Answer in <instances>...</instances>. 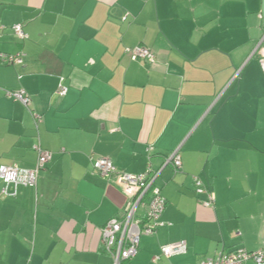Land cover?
<instances>
[{"label":"crops","instance_id":"1","mask_svg":"<svg viewBox=\"0 0 264 264\" xmlns=\"http://www.w3.org/2000/svg\"><path fill=\"white\" fill-rule=\"evenodd\" d=\"M0 23V52L24 54L0 64V164L33 167L37 143L52 153L35 187L9 184L2 197L0 183V264H113L100 229L130 199L92 171L99 156L131 174L151 165L166 201L162 224L121 264L264 249V0H0ZM136 45L154 61L132 60ZM19 88L37 127L5 96ZM175 149L177 172L166 163ZM192 175L213 207L200 205ZM180 240L184 254L152 261Z\"/></svg>","mask_w":264,"mask_h":264},{"label":"built area","instance_id":"2","mask_svg":"<svg viewBox=\"0 0 264 264\" xmlns=\"http://www.w3.org/2000/svg\"><path fill=\"white\" fill-rule=\"evenodd\" d=\"M125 19V17H123ZM6 29V26L0 23V34ZM11 31L19 38L25 39L27 34L24 32L21 24L10 26ZM127 52L132 60L142 59L153 62L155 55L146 47L136 45L128 48ZM24 54L21 51L16 53L0 52V64H22ZM259 64L264 71V56L259 57ZM67 86L61 80L56 89L59 96H64ZM5 96L20 102L29 110L35 126L37 127L41 117L38 113L30 109L31 97L23 89L5 90ZM37 152V160L33 167H21L17 164H0V183L1 195H9L7 186L23 185L26 187H35L41 170L50 161L52 153L40 147L39 143L33 145ZM92 171L105 177L114 178L121 186L124 194L130 199L124 210L123 216L110 218L100 229L101 243L104 250L113 258V264H121L123 261L135 257L138 251L139 238L141 235H151L156 228L162 224L160 222L161 214L164 210L165 199L161 195V190L155 184L159 171H154L151 165L140 174H131L119 171L111 159L103 156L90 158ZM166 163L173 166L175 172L179 171L182 166L179 149L172 151L167 158ZM194 192L198 196L200 205L211 208L214 205L215 195L205 185L203 180L196 175H192ZM147 197L148 200L144 201ZM139 205L145 206V214L140 217L137 215ZM187 251L185 241H176L164 244L160 247L158 254L152 257L153 262H158L162 258H170L175 255L184 254ZM251 260L253 264H264V249L248 251L244 248H238L233 251H221L214 257H205L201 259L200 264H245Z\"/></svg>","mask_w":264,"mask_h":264},{"label":"trees","instance_id":"3","mask_svg":"<svg viewBox=\"0 0 264 264\" xmlns=\"http://www.w3.org/2000/svg\"><path fill=\"white\" fill-rule=\"evenodd\" d=\"M12 99V98H11Z\"/></svg>","mask_w":264,"mask_h":264}]
</instances>
